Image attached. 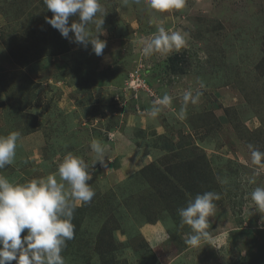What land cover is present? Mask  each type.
<instances>
[{
    "label": "rangeland",
    "instance_id": "obj_1",
    "mask_svg": "<svg viewBox=\"0 0 264 264\" xmlns=\"http://www.w3.org/2000/svg\"><path fill=\"white\" fill-rule=\"evenodd\" d=\"M99 2L102 34L87 25L90 39L106 43L97 56L46 22L44 0H0V136L20 133L0 175L44 178L68 153L88 165L95 195L75 206L65 264H264V210L250 199L264 168L248 148L264 152V0H185L167 13L146 0ZM161 26L187 33L186 45L143 55ZM187 91L200 93L195 104ZM165 94L172 103L148 115ZM94 139L107 146L104 163ZM191 172L201 177L198 194L220 195L197 248L185 243L190 227L165 209ZM183 196L180 208L192 200Z\"/></svg>",
    "mask_w": 264,
    "mask_h": 264
},
{
    "label": "clouds",
    "instance_id": "obj_2",
    "mask_svg": "<svg viewBox=\"0 0 264 264\" xmlns=\"http://www.w3.org/2000/svg\"><path fill=\"white\" fill-rule=\"evenodd\" d=\"M44 4L53 14L46 22L58 30L62 37L67 39L69 33H72L75 42L83 45L90 43L94 53L102 55L105 41L97 35L90 39L87 28L93 22L102 34L104 20L96 19L97 13L102 12L99 0H44ZM146 4L154 12L167 13L182 9L185 0H146ZM72 17H78V20L69 23ZM186 36L187 33L169 32L161 26L151 40L145 41L142 53L150 56L154 52L174 48L178 50L186 45ZM199 95V92L194 96L191 91H187L183 99L195 104ZM171 103L172 97L167 94L157 97L148 115L156 117L162 107ZM180 116H184L183 108ZM19 139L20 133L15 131L0 136V169L14 162ZM90 147L97 162L104 163L107 146L94 139ZM248 148L251 150L252 162L264 168V152L251 144ZM255 175H259V172ZM91 179L88 165L72 153L65 155L55 173L44 178L20 184L0 175V264H11L13 261L15 264H65L61 253L66 242L74 238V225L71 221L75 206L77 203L82 205L90 202L95 195L87 183ZM248 183L255 184V178L249 179ZM219 199L218 193L205 192L178 210L181 224L191 229L185 240L186 245L197 248L209 237L208 218L215 211L214 201ZM250 199L256 208L264 210V187H255L250 193ZM25 230L27 234L21 238Z\"/></svg>",
    "mask_w": 264,
    "mask_h": 264
},
{
    "label": "trees",
    "instance_id": "obj_3",
    "mask_svg": "<svg viewBox=\"0 0 264 264\" xmlns=\"http://www.w3.org/2000/svg\"><path fill=\"white\" fill-rule=\"evenodd\" d=\"M171 62L173 64H176L177 63V57H173V59L171 60ZM153 168V171L156 172L157 176L155 179H158L159 177H162L163 180H166L167 179V175L166 174H161L160 171H156L154 169V167L152 166ZM186 174L188 172V167L187 169L184 171ZM184 172H183V175H182V178L185 176L184 175ZM143 174H145V177L147 179H150L147 175V171H143L142 172ZM188 177V178H187ZM186 178H183V179H189V176H187ZM191 179L194 181H191L192 184L190 183H187V184H182L184 187H180L181 185L179 186H173V191L174 192H170L168 195L174 193V196L177 200H170L169 203L167 204L166 206V210H168L169 208H172L173 212H172V215L175 216L178 214V210L177 208L174 207V205L176 206H179L178 208H180V206L182 207L183 203L186 202V201H183V202H179V203H176V201H179L178 199H184V196H183V193L184 195H188L192 198V200L197 196V194L200 192L201 190V177L198 173H195V172H191ZM187 203V202H186Z\"/></svg>",
    "mask_w": 264,
    "mask_h": 264
}]
</instances>
